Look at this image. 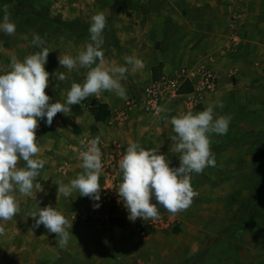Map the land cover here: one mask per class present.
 Here are the masks:
<instances>
[{"label": "rangeland", "instance_id": "374dc122", "mask_svg": "<svg viewBox=\"0 0 264 264\" xmlns=\"http://www.w3.org/2000/svg\"><path fill=\"white\" fill-rule=\"evenodd\" d=\"M7 1L0 2V22ZM16 1L13 8L21 12L22 19L18 15L16 17L20 19V25L24 24L25 31L16 29L12 44L16 41L21 47L19 53L17 50L15 52L23 60L40 51L41 47L32 43L34 33L45 41L43 47L50 51L45 64L50 74L45 91L50 102L62 103L73 82L83 83L88 69L77 66L68 70L59 65L58 56H75L86 43H91L89 27L94 14L103 12L110 20V26L106 25L110 28L106 27L102 33V48L106 64L111 65L125 63L122 61L125 49L120 50L119 42H130L131 39V42L138 41V45L141 44L144 49L158 48V22L166 26V19H169L171 24L182 26L180 14L186 11L184 0ZM166 10L173 12L161 16ZM8 11L10 13L12 10ZM61 23H68V26L74 24L79 31L73 36L64 30L60 32L56 28ZM128 23L131 30H125L124 36L123 25ZM53 29L56 31H46ZM110 33L111 39H108ZM113 34L118 41L117 50ZM179 34L176 41L182 42V32ZM74 35H77L76 45L72 44L76 41ZM178 66L182 65H173L172 69ZM9 70L10 63L0 61V74ZM130 73L129 68L125 74L126 95L124 98L118 97L123 102L138 97L140 91ZM61 74L65 79H59ZM106 95L107 92L102 91L98 97L90 96L81 104L71 105V114L58 113L50 126L45 120H39L37 141L43 140L46 135H62V132L72 136L73 140L89 133L95 135L96 125H86L88 118L84 107L95 100L104 99ZM260 97L252 105V110L238 108L233 113L229 130L223 135L224 141L211 148L216 166L206 167L200 174L193 173L191 184L199 195L189 209L173 215L158 206L160 219L137 218L134 222L128 217H114L111 214V218H114L108 226L111 228L103 231L101 236L94 235L87 246L80 244V248H88V251L75 259L81 264H264V91ZM76 121L85 123L80 133L79 128L74 127ZM177 165L179 163L171 167ZM152 202L155 203V200ZM147 228L151 232L147 233ZM91 231L98 233L94 228Z\"/></svg>", "mask_w": 264, "mask_h": 264}, {"label": "crops", "instance_id": "0c3cea01", "mask_svg": "<svg viewBox=\"0 0 264 264\" xmlns=\"http://www.w3.org/2000/svg\"><path fill=\"white\" fill-rule=\"evenodd\" d=\"M184 1L186 11L180 14L183 19L182 26L175 23L172 25L169 19H166V26L158 22L156 30V39L160 41L158 48L144 49L141 44L138 45V41L131 42V39H129L130 42H119L120 50L125 49L124 57L135 56L145 64L143 69L135 72L129 65L130 77L140 90L138 97L126 99L123 102L118 99L115 92L106 91L107 95L104 99L95 100L94 103L84 107L88 118L86 125H96L95 135L89 133L81 136L83 138L75 137L76 140H73L72 136L62 132V135L53 137L46 135L43 140L37 141L40 153L36 158L46 161L43 169L40 170V176L37 177L43 190L37 191L32 197L20 196L17 215L7 222L0 220V225L5 227L4 235H0V264H81L75 258L80 254H87L88 248H80L79 245L83 243V246H87L94 235L101 236L103 231L111 228L108 226L114 218L105 219L104 211L94 210L95 208L88 204L89 197L81 196L73 191L66 198L57 192V184H67L83 171L80 152L85 148L82 147V141L87 143L98 136L102 152L115 148L122 155L126 152L130 141H138L146 149L161 145L159 151L168 158L171 166L179 163V155L174 153V143L169 139L175 135L170 123L172 116L188 110L198 112L210 102L222 101L224 107L215 108V113L232 117L238 108L252 110L256 100L261 99L260 96L264 91V0ZM16 3V0H8L6 4L8 10H12L10 15L16 24V29L19 28L24 32V24L20 25V19L16 17V15L20 16L21 12L13 8ZM172 12V10H166L161 16L172 14ZM18 19L19 22H17ZM60 25L56 30L60 32L64 30L72 36L79 31L74 24L68 26V23H61ZM106 27V29L110 28ZM128 29L131 30L130 23L123 25L124 36L125 30L128 31ZM179 32H182V42L176 41L181 35ZM75 36L77 35L73 38L76 40ZM107 38L111 39L110 36ZM114 38V47L117 50L118 41L113 34ZM13 39L14 35L11 37L0 32L2 63H11L13 55L21 59L20 56L18 57L21 46H18L16 41L12 44ZM122 39L126 41L125 38ZM77 43V40L72 42L73 45ZM16 50L18 53L15 52ZM132 50H134L133 53ZM173 65L187 66L195 72L202 68L208 69L217 77V84L211 92L192 88V92L166 105L168 112L161 115H166L167 120L157 119L156 115L145 112L139 106L126 107L127 101H138L144 88L156 80L153 79L152 73L154 67H159L158 70L162 75L170 72ZM196 79L197 74H194L192 76L194 85ZM121 83L125 86L126 80L123 79ZM100 103L107 104L110 113L104 120L96 121L91 109ZM74 127L79 128L80 133L85 123L75 122ZM223 141V135L214 134L211 136L212 145L210 146L213 148ZM23 166L25 164L21 160L18 167ZM117 172L122 182V172L119 168ZM101 179L100 175L99 183ZM37 205L40 208L51 205L61 211L69 221L73 220L72 227L69 229L73 235L66 247H60L57 243L59 237L49 233L42 224L39 227L33 226L35 221L29 215L37 208ZM85 211L93 213L90 220L83 219L82 214ZM93 228L98 233L91 231Z\"/></svg>", "mask_w": 264, "mask_h": 264}, {"label": "clouds", "instance_id": "9594fccd", "mask_svg": "<svg viewBox=\"0 0 264 264\" xmlns=\"http://www.w3.org/2000/svg\"><path fill=\"white\" fill-rule=\"evenodd\" d=\"M106 24L103 12L94 14L89 27L91 43H86L75 56H58L59 65L68 70L77 66L88 69L83 83L71 84L63 103L50 102L46 94L50 74L45 64L50 51L43 47L45 41L35 33L32 43L41 50L23 60L13 55L10 70L0 74V220L7 222L17 215L20 196L32 197L43 190L37 181L46 163L44 159L36 158L40 153L36 136L38 121L45 120L50 126L58 113L70 115L71 105L81 104L90 96L98 97L102 91H112L124 98L126 89L121 81L129 71L127 66L130 65L133 72L145 67L144 62L135 56H125L124 64H106L102 48ZM0 32L7 35L16 32V24L10 19L7 6L4 7ZM59 79H65L64 75L61 74ZM217 107L222 109L223 102H210L201 111L188 110L171 117L175 135L169 139L174 143V153L179 155L178 167L169 165L168 158L159 151L161 145L146 149L138 141L129 142L119 161L122 182L117 191L129 220H158V206L173 215L191 207L199 195L192 187V175L216 166L210 146L211 136L226 135L232 119L230 115H217L214 111ZM167 112L164 107L155 109L157 119L167 120L166 115H161ZM100 143L98 136L87 143L81 142L85 148L80 152L83 171L67 184H57V192L67 198L75 191L94 201L100 200L99 177L103 170ZM21 160L25 166L18 167ZM29 216L35 221L34 227L42 224L49 233L59 237L57 243L60 247L67 246L73 235L69 231L73 220L69 221L51 205L43 208L37 205ZM4 233L5 227L0 225V235Z\"/></svg>", "mask_w": 264, "mask_h": 264}, {"label": "built area", "instance_id": "2783aa9c", "mask_svg": "<svg viewBox=\"0 0 264 264\" xmlns=\"http://www.w3.org/2000/svg\"><path fill=\"white\" fill-rule=\"evenodd\" d=\"M194 74H197L195 85L192 80ZM217 81V77L208 69L202 68L195 72L187 66H178L168 73H163L158 79L149 83L144 88L140 99L138 101H127L126 107L139 106L145 112L156 115L155 109L157 107L165 108L166 105L188 93L181 91L185 85L189 84L193 89H198L202 92H211L215 88ZM116 147L119 148V146ZM121 157L122 154L115 148L102 152L103 170L100 174L102 177L100 182V200L88 199V204L92 207L96 204L99 205L94 207V210L104 211L106 219H109L111 214L114 217H128V211L117 192L121 183L117 172ZM110 210L112 213L109 214ZM92 215L93 213L86 211L82 214L84 220H90Z\"/></svg>", "mask_w": 264, "mask_h": 264}, {"label": "trees", "instance_id": "16d2710c", "mask_svg": "<svg viewBox=\"0 0 264 264\" xmlns=\"http://www.w3.org/2000/svg\"><path fill=\"white\" fill-rule=\"evenodd\" d=\"M110 20L107 21V25L110 26ZM111 33L109 34V36L111 37ZM159 67H154L152 69V73H153V79H157L160 75H161V72H159ZM183 92H191L192 91V87L187 84L185 85L182 90ZM91 112H92V115L94 116L95 120L96 121H102L104 120L108 115H109V109H108V106L107 104L105 103H100L99 105L93 107L91 109ZM147 233L151 232L150 228H147L146 229Z\"/></svg>", "mask_w": 264, "mask_h": 264}]
</instances>
